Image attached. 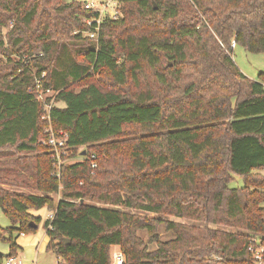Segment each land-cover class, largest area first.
I'll return each mask as SVG.
<instances>
[{
	"label": "trees",
	"instance_id": "obj_1",
	"mask_svg": "<svg viewBox=\"0 0 264 264\" xmlns=\"http://www.w3.org/2000/svg\"><path fill=\"white\" fill-rule=\"evenodd\" d=\"M118 1L91 39L95 15L74 0H0V54L16 57L0 63V185L36 192L0 186L3 258L44 208L61 264H110L112 246L123 264H256L262 247L264 264V75L231 54L232 41L264 53V0ZM42 73L50 124L83 156L58 176L40 142Z\"/></svg>",
	"mask_w": 264,
	"mask_h": 264
},
{
	"label": "built area",
	"instance_id": "obj_2",
	"mask_svg": "<svg viewBox=\"0 0 264 264\" xmlns=\"http://www.w3.org/2000/svg\"><path fill=\"white\" fill-rule=\"evenodd\" d=\"M81 5L84 10H88L94 14V17L84 19L87 25V30L85 35L91 39H96L99 32V27L104 20H115L121 16V5L122 3L118 0H74ZM235 42H231V48L235 47ZM45 74L42 73L39 78L35 76L33 84L34 98L41 104L42 113L40 120L46 122L43 127L42 142L51 148V156L54 159L55 175H59L60 168V156L63 151L67 149L66 147V134L62 131L55 132L50 124V109L55 103V97L57 92H55L50 85H44L43 80ZM95 166V163L92 164ZM53 217V212H50L47 218L51 219ZM251 252L254 253L256 259V264H262L261 253L263 248L259 247L254 249L252 246L249 248ZM57 263L61 264L62 261L59 257H56ZM124 255L121 249L118 247L115 250H111V261L110 264H123ZM22 260L19 256H10L2 259L1 264H21Z\"/></svg>",
	"mask_w": 264,
	"mask_h": 264
},
{
	"label": "rangeland",
	"instance_id": "obj_3",
	"mask_svg": "<svg viewBox=\"0 0 264 264\" xmlns=\"http://www.w3.org/2000/svg\"><path fill=\"white\" fill-rule=\"evenodd\" d=\"M7 28H2L1 30V34L4 38V40H6V32H7ZM85 34V32H84ZM232 58L235 62V64L238 66V68L250 79H254L256 80L258 78V74L262 73L264 75V53H250L248 51H246L244 48H242L241 46H236L234 48H232ZM10 57L8 58L7 56H2L0 54V63L1 64H7L10 63V58L11 60H16L15 55H9ZM55 104V103H54ZM58 105H61V103H58ZM41 144L45 145L44 142H42V139L40 140ZM86 149V147L81 146L78 147L76 152L79 153L81 150V153L84 152V150ZM51 151V149H50ZM72 151L70 149H66L63 151L62 155L60 156V163L64 164V165H68L77 161H80L83 159V156L80 155H76L71 157L72 155ZM256 174H259L261 176H264V169L262 170H257L255 171ZM231 186H236V185H241V181L239 179H235L233 182L230 183ZM3 188H8L11 190H16V191H21V192H26V193H36L30 189L27 188H21V187H14L11 185H0ZM41 192H37V194H40ZM55 200H58L60 193L57 194H52L51 195ZM31 213L35 216H40L41 217V221L39 223L38 228L36 229V231H38V233L41 234H45V229L43 227L44 225V221L47 219L48 213L47 211L43 208L40 210H31ZM9 225V220L8 218L4 215V213L0 210V227H7ZM145 238L146 235L145 233L142 234ZM159 235L160 237L164 240V239H168L170 237H172V235L169 232H165L163 227L160 226L159 229ZM258 241V240H257ZM32 248H30L28 255H24L22 256L25 259V262L28 264H34V257H35V248L33 246H31ZM152 247V245L150 246ZM0 249L1 251H5L7 249V244L0 241ZM113 249V247L111 248ZM21 257V256H20ZM21 257V258H22ZM52 258V254L49 253L46 255V253H40L38 255L37 258V264H48L49 260ZM23 260V259H22Z\"/></svg>",
	"mask_w": 264,
	"mask_h": 264
},
{
	"label": "crops",
	"instance_id": "obj_4",
	"mask_svg": "<svg viewBox=\"0 0 264 264\" xmlns=\"http://www.w3.org/2000/svg\"><path fill=\"white\" fill-rule=\"evenodd\" d=\"M46 210V209H45ZM49 214V212H47ZM48 236L45 234H39L38 231H34L32 233H27V234H20L16 237L15 239V242L16 244L20 247V250L18 251V255L17 256H24V255H28L30 248H32L31 246H33L35 248V257H34V264H37V258H38V255L40 253H46L49 254L51 253L52 254V258L49 260V263L48 264H56L57 263V259H56V256L51 252V251H48L46 249V246H47V243H48ZM113 247V250L117 249L118 246H112ZM112 250V249H111ZM8 251V246H7V249L5 251H1L0 249V252L4 255L6 252ZM20 257V258H21ZM3 258V256L1 257ZM23 259V260H22ZM22 260V263L21 264H28V262L26 263L25 262V259L22 257L21 258ZM31 264V263H29Z\"/></svg>",
	"mask_w": 264,
	"mask_h": 264
},
{
	"label": "water",
	"instance_id": "obj_5",
	"mask_svg": "<svg viewBox=\"0 0 264 264\" xmlns=\"http://www.w3.org/2000/svg\"><path fill=\"white\" fill-rule=\"evenodd\" d=\"M33 227L35 228L36 227V225H33ZM3 256V254L0 252V258Z\"/></svg>",
	"mask_w": 264,
	"mask_h": 264
}]
</instances>
